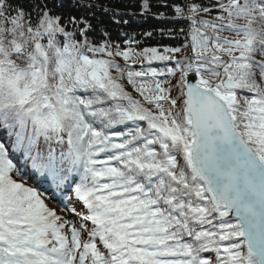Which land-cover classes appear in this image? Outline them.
Segmentation results:
<instances>
[{
	"label": "snow or ice",
	"instance_id": "1",
	"mask_svg": "<svg viewBox=\"0 0 264 264\" xmlns=\"http://www.w3.org/2000/svg\"><path fill=\"white\" fill-rule=\"evenodd\" d=\"M171 7L161 50L0 0V264H264V0Z\"/></svg>",
	"mask_w": 264,
	"mask_h": 264
},
{
	"label": "trees",
	"instance_id": "2",
	"mask_svg": "<svg viewBox=\"0 0 264 264\" xmlns=\"http://www.w3.org/2000/svg\"><path fill=\"white\" fill-rule=\"evenodd\" d=\"M12 2L14 6L18 5L26 11H32L35 19L34 6L37 3H44L45 0H12ZM46 2L53 9L54 14L63 17L64 21L71 17L87 19L92 25L90 38L97 41L104 39V33L107 32L113 42L122 44L128 37H134L139 42L140 48L157 47L162 50L164 47H181L185 43V35L181 29L186 32L189 25L186 20L157 19L156 13L164 12L167 17H173L171 7L173 4L195 2L212 8L215 0H148L151 7L146 13L142 9L144 0H46ZM165 4L168 5L167 8L164 7ZM217 11L213 8L211 17H214ZM161 29L164 34H161ZM169 30L171 35L168 34ZM146 32H151L152 35L144 36L143 33ZM125 33L127 36L124 35ZM153 66L159 70L164 68L161 62H156ZM129 90L131 91L130 86ZM175 94L174 92L173 95Z\"/></svg>",
	"mask_w": 264,
	"mask_h": 264
}]
</instances>
